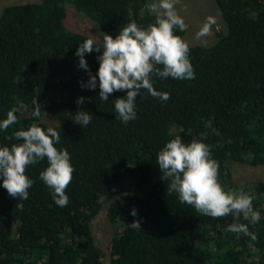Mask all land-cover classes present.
<instances>
[{"label": "trees", "instance_id": "1", "mask_svg": "<svg viewBox=\"0 0 264 264\" xmlns=\"http://www.w3.org/2000/svg\"><path fill=\"white\" fill-rule=\"evenodd\" d=\"M147 0H42L11 5L0 15V121L15 107L18 123L0 130V147L22 143L8 137L27 130L49 113L74 167L66 188L65 207L54 203L51 189L40 179L47 160L30 165L34 181L23 209L2 187L0 178V264H104L92 223L106 203L116 230L111 264H264V182L236 187L231 164L264 165V0H215L227 27L211 46L190 47L195 79L152 78L162 102L142 90L136 98L137 118L116 119L114 92L101 101L99 88H82L88 73L74 55L86 36L65 26V5L94 21L113 38L130 22L147 27ZM174 33L182 39L185 31ZM103 49H101L102 52ZM100 53L85 54L93 75ZM98 85V80H97ZM41 116L32 115L34 98ZM79 97L85 103L77 105ZM88 98H91L89 100ZM90 111L87 127L75 124L77 109ZM177 136L210 146L219 164L225 191L254 196L260 221L248 224L256 239L226 231L233 217L212 218L167 195L156 161L166 142ZM135 208L137 215L131 214ZM139 221L141 228L131 223Z\"/></svg>", "mask_w": 264, "mask_h": 264}, {"label": "clouds", "instance_id": "2", "mask_svg": "<svg viewBox=\"0 0 264 264\" xmlns=\"http://www.w3.org/2000/svg\"><path fill=\"white\" fill-rule=\"evenodd\" d=\"M177 0H156L148 5L155 13V22L147 27H140L135 22L124 25L113 38L103 33L97 39L88 38L79 44L74 55L79 58L78 67L88 73V81H80L82 88L95 90L98 86V97L101 101H109L114 92H126V97L114 100L116 119L127 124L137 118L136 98L142 90L149 95L166 102L170 99L167 92L157 91L153 85V76L179 80L195 79V73L189 59V45L174 33L175 29L187 30V24L177 13ZM215 23L208 17L201 26L197 37H203ZM101 49L102 52H101ZM93 51L97 56L99 67L95 75L89 69L85 54ZM98 80V85H97ZM91 100V98H88ZM34 117L41 116V104L38 97L32 101ZM77 105L85 103L84 97L76 100ZM11 108L6 119L0 121V130L7 131L18 123ZM90 111L77 109L71 117L75 124L87 127L92 120ZM15 138L22 143H13L10 147H0V178L2 187L9 196L17 200L16 207L23 209L21 201L27 200L29 189L34 181L26 175L30 165L47 160V167L40 172V179L51 189L54 203L65 207L69 202L66 188L73 179L74 167L70 154L66 149H58L60 133L53 127L43 128L33 123L27 130H18L9 140ZM161 179L168 181L167 195H178L181 204L192 206L197 212L212 218L232 216L233 222L226 231L251 237L256 236L249 231V224L260 221V213L253 207L254 196L244 191H225L219 181V164L211 158L210 146L193 139L184 143L179 136L165 143L157 153ZM131 214L137 215L135 208ZM133 228H141L139 221L131 223Z\"/></svg>", "mask_w": 264, "mask_h": 264}, {"label": "rangeland", "instance_id": "3", "mask_svg": "<svg viewBox=\"0 0 264 264\" xmlns=\"http://www.w3.org/2000/svg\"><path fill=\"white\" fill-rule=\"evenodd\" d=\"M41 1L42 0H0V15L3 9L7 6L39 3ZM153 2H156V0L146 1V10L144 14L155 15V13L151 12L148 8V5ZM65 8L67 11L65 26L68 30L92 39H97L102 36V29L94 21L77 11L69 4L65 5ZM175 9L188 26L183 40L190 47L211 46L217 41V32H227L226 24L215 0H177ZM208 17H213L215 23L211 25L210 31L207 35L198 38L197 33ZM42 121L49 126L57 125L56 121L49 113L44 115ZM231 172L236 187L264 182V165L251 167L232 163ZM108 206L109 203H106L100 215L92 223V233L95 243L104 252V264H111V243L116 234V230L108 218Z\"/></svg>", "mask_w": 264, "mask_h": 264}]
</instances>
